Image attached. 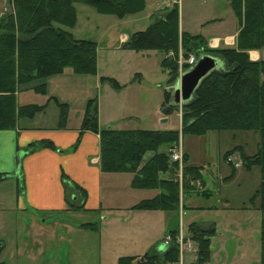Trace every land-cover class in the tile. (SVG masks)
<instances>
[{
    "label": "trees",
    "instance_id": "1",
    "mask_svg": "<svg viewBox=\"0 0 264 264\" xmlns=\"http://www.w3.org/2000/svg\"><path fill=\"white\" fill-rule=\"evenodd\" d=\"M239 24L234 48H210L200 35H190L179 29V9L176 4L162 10L143 31L131 34L121 48L134 52L156 51L163 57L162 71L167 75V89L161 112L169 116L178 112L172 105L170 88L178 76V51L184 59L201 52L216 58L221 67L206 76L192 98L181 106L180 130H113L100 129L95 99L86 104L80 126L81 135L92 132L99 137V169L102 173H129L131 187L136 190H157L158 194L131 207L135 211H162L178 214L184 210L182 200L188 191L201 198L211 193L201 190V168L187 164L183 154L181 183L178 164L171 153L184 136L201 137L208 132H254L259 137L256 151L246 155L242 147H234L223 154V161L231 173L224 181H231L236 173L235 164L251 171L259 168L260 182L250 198L260 213L259 264H264V61H252L249 51L264 50V0H227ZM13 12L0 18V131L13 130L20 117H31L45 107L17 105V94L27 90L44 94V80L70 69L78 75L96 76L97 45L89 40H76L66 29L76 25L74 5L92 8L99 15L123 19L139 14L146 0H12ZM169 54H173L171 57ZM199 56H196V60ZM184 70L189 67L183 65ZM134 76V80L136 79ZM101 84L120 90L116 80L101 77ZM61 119L67 116V106L60 104ZM78 142L72 147L75 150ZM38 148L55 150L48 141L28 145L18 150L22 158ZM238 154L239 161H228ZM18 164L20 159L17 157ZM18 173L19 190L23 191V176ZM6 175L0 174V182ZM69 211H84L86 191L61 176ZM196 183L200 184L197 187ZM203 186V185H202ZM199 210H202L200 208ZM83 229L95 230V224H82ZM214 225L201 227L191 223L186 228L183 243L195 246L193 264H210L211 239ZM171 242L164 251L141 257H122L117 264H179L180 251L176 243L178 228L168 232ZM0 264H4L0 262Z\"/></svg>",
    "mask_w": 264,
    "mask_h": 264
},
{
    "label": "crops",
    "instance_id": "2",
    "mask_svg": "<svg viewBox=\"0 0 264 264\" xmlns=\"http://www.w3.org/2000/svg\"><path fill=\"white\" fill-rule=\"evenodd\" d=\"M201 3L202 6H204V10L206 9L203 11L205 13L208 12V15L217 11L216 1L207 0L206 2V0H202ZM160 12L161 11H155L150 18ZM230 12L229 16H231L232 20L225 22L226 16L216 18L219 20L217 25H220L221 27L213 29V31L209 33V36L207 35L205 37L204 34L206 33L204 31L211 27L208 26V22H213L212 20L208 22L199 20L196 21V23H193L192 20L188 22L189 30H186L184 28L183 19L179 14V29L181 32H187L190 35L202 36L210 48H219L218 46H220V41L222 39L224 40V47L234 48L235 39L239 31V24L231 8ZM213 26L214 25H212V27ZM127 38V36L121 38L120 42L122 45ZM213 42H215V44H213ZM117 50L122 52L124 56H134L132 54L134 51L123 50L121 47ZM152 52L154 53L156 51ZM148 54L147 56L150 57V53ZM248 55L252 61L263 60L264 50L249 51ZM162 57L163 56L161 55L158 61L159 70L161 72H163L160 67ZM141 61L142 62L138 65L137 70L129 72L127 78L128 82L126 84H121L122 82H120L118 78V75L122 76V73H118L117 76L116 74H110V78L115 79L118 84L122 86L120 90L116 91L117 93H124L128 90L138 93L144 88V85L146 84V72L144 70L145 58L142 57ZM96 64L97 78L99 76V64L97 58ZM120 67L122 72H124L125 68L127 70L129 69L127 63L121 64ZM135 75L137 76L134 80ZM88 78L89 76L78 75L70 69H65L62 74L44 80V94L36 93L33 90H27L17 94L16 100L18 106L35 105L45 108L37 111L35 115L31 117L24 116L18 118L13 130L0 131V174L6 175L4 180L0 182V189L9 181L15 182L16 186L17 184L19 185V170L17 171V169L21 170L23 176L22 196H10V200L15 199L12 206L11 201L7 200V198L0 193V219L3 218L6 210H16V212H27L28 210H32V213L38 216L43 214H49L48 216H51L52 213H68L69 210L66 205L65 192L61 182V176L65 175L73 183L86 191L87 198L85 201V209L87 211L79 212L91 213L99 211L102 215L101 222L99 225L96 224L95 230L83 229L80 227L82 224L76 226L63 225L65 226L67 233L73 231H92L99 236V264H101L103 260L110 262V264H117L118 259L122 257H141L146 253H158V249L164 236L173 229V225H175L176 222H178V229L182 226L183 237L186 235L187 226L191 223H197L201 227L209 225L215 226L216 233L211 239L210 264H225L222 260L219 261L216 254L217 252H222L224 250L223 245L225 244H222V240H224L226 235L241 237V239L237 238L238 242L236 245V251L240 252L241 250H244V247L250 240L249 237L251 234L254 236H256V234L259 235V231L257 230V225H259V223H257V217L255 215L258 211L253 207L255 205H252V208L243 207L239 211H229L228 207H226L228 199L219 196L221 188L225 185H229L238 177L239 166L236 167L234 178L231 181L226 182L224 179L229 176L231 170L224 162L228 166L229 171L225 176L219 178V184L216 190H207L211 193L209 198H202L207 202L215 198L219 202V206H196L193 204V200L195 196H199L193 191H188L182 200L184 210H179L178 214L175 212L131 210V207L141 200L150 199L156 196L158 191L133 189L131 187V181L133 178L132 174L102 173L100 171L98 135L92 132H84L81 135L79 134L86 104L89 100L93 99L91 98L92 90L90 79ZM95 86L96 83L92 87ZM129 92L130 91H128V93ZM19 101H21V103ZM60 104L66 105L68 109L64 121L61 119L62 109L59 107ZM120 107L123 108V106ZM96 108L98 126L100 129H111L113 123H117V125L124 124L123 121L126 118L121 116L108 122L106 126H103L101 124L100 106L97 102ZM155 114V122L157 124L167 123L171 117L170 115L164 116L161 112V108L156 110ZM177 115L179 117V127L177 129L171 127L169 129L180 130L181 115L179 111L177 112ZM163 119H165L166 122H162ZM156 130L167 129L159 128ZM233 138H235L234 135ZM42 141L50 142L55 150L38 148L34 152L21 158L19 162L20 164H18V150L24 149L31 144L41 143ZM77 141L79 142L76 149L72 150V147ZM237 146L242 147L240 145H234L225 152ZM183 151L187 157L188 165L201 168L191 149L183 148ZM233 158L234 160L236 159L239 161L238 154L233 155ZM198 185L200 186L198 183L195 186L197 187ZM202 185L200 187L201 190H206L204 181ZM200 208H202V210H199ZM235 215L243 217H241L242 219L238 217L235 225H233L232 223L234 222L233 218L236 217ZM224 218L228 219L230 224L224 223ZM52 222L54 223V221ZM179 222H182L181 225H179ZM41 223L42 224L37 225L35 222H29V225H31V227L37 225L39 230L42 229L43 226L47 227L48 225L46 224L45 219H43ZM44 232L45 231H39L34 233L38 238L42 237L41 240H35L37 248L43 246L45 240H47L43 235ZM78 237H82L81 233L78 234ZM215 241L218 242V246L214 250L213 243ZM18 244L19 243L17 242L16 252H22V250H24L22 246L25 245V243L20 245V247H18ZM185 244L188 246L185 253L186 256L183 255V252L181 253L179 264H185V260L186 264H193L196 260V248L189 241ZM3 245L0 247V255L4 252H2V250L6 249H4ZM29 245L30 244L26 243V246ZM247 252H249V248ZM4 256L5 255L2 256L0 262L6 264V262L2 260ZM233 259L235 260V258Z\"/></svg>",
    "mask_w": 264,
    "mask_h": 264
},
{
    "label": "rangeland",
    "instance_id": "3",
    "mask_svg": "<svg viewBox=\"0 0 264 264\" xmlns=\"http://www.w3.org/2000/svg\"><path fill=\"white\" fill-rule=\"evenodd\" d=\"M11 1L12 0H0V18L12 14L14 9ZM201 1L202 0H146V7L143 12L126 16L123 19H118L114 16L99 15L92 8L81 4L74 5L77 16L76 25L74 28L66 30L76 39L89 40L97 45L99 76L97 78L96 76H89L88 79H90L92 90L91 98L95 99L100 106L101 124L103 126H106L108 122L115 118L122 116L126 118L123 121L124 124L117 125V123H113L111 129L156 130L164 128L172 130L169 128L175 127L177 129L179 127L177 112L170 115L171 117L167 123L157 124L155 122V111L161 108L164 101V92L168 85L167 75L159 70L158 61L161 54L159 52L153 53L152 51H143L139 53L133 52V57H127L117 49H120L122 45L120 40L123 36L129 37L135 32L145 30L147 26L153 22L154 17H150L155 11H162L166 8H170L174 4L178 6L179 14L183 19L184 28L186 30H189L188 22L192 20L193 23L199 20L204 22L213 21L208 22V26L211 27L204 31L206 33L204 34L205 37L207 35L209 36V33L213 31V29L221 27L217 25L219 20L216 18L226 16L225 22L232 20L231 16H229L231 12L227 0H212L217 3V11L210 13V15H208V12H204L206 9L204 10ZM212 25L214 26L212 27ZM223 41V39L220 41L219 48H221V46L224 47ZM213 44H215V42H213ZM179 51L181 52V50ZM148 53H150V57L147 56ZM200 55L203 54L199 52L198 55L190 54L189 57L196 58V56ZM142 57L145 58L144 70L146 72V84L138 93L128 90L130 91L129 93L127 91L119 94L116 92L117 90L112 89L108 84H101L99 82L100 77L110 78V74H116L117 76L118 73H122V76L118 75V78L120 82H122L121 84H126L128 82L127 78L129 72L137 70L138 65L142 62ZM178 59L179 57L177 60ZM126 63L129 69L127 70L125 68L124 72H122L120 65ZM182 71V67L178 66V74ZM95 83L96 86L92 87ZM174 86L175 84L170 88L172 92V105L177 106L180 113L181 106L175 102ZM19 102L21 103V101ZM120 106H123V108ZM233 135L235 138H233ZM182 142L183 148H189L193 151L198 164L201 166V174L205 189L214 191L218 188L219 178L225 176L229 171L228 166L223 161L224 152L234 145H240L246 155H253L256 151L259 137L254 132L222 131L209 132L200 138L184 136L179 142L181 147ZM17 155L18 159L21 160L23 155L22 152ZM229 159L230 161L234 160V158ZM236 162L238 161L236 160ZM259 182V168L256 167L251 171H246L240 167V169H238V177L229 185L223 186L219 196L228 199L226 207H228L229 211H239L243 207L252 208L250 198L257 190ZM0 193L5 196L7 200L11 201V206L13 202H15V199L10 200V196H22L19 185L17 184L16 186L13 181H9L3 185L0 189ZM193 204L196 206H219V202L215 198L207 202L205 199L196 196L194 197ZM255 205H257V202H255ZM179 210H182L181 207H179ZM256 213L257 223H259L260 213ZM48 215L49 214H43L38 216L32 213V210H28L27 212L6 210L3 218L0 219V245L4 244V249L6 248L2 250V252H4L0 255V261L2 256L5 255L2 260L6 262V264H99V236L92 231H73L67 233L65 226H63H76L87 223L99 225L102 219V215L99 211L91 213L69 211L68 213H52L51 216ZM237 215L233 218V225H235L238 217H243ZM43 219L46 220V224L49 225V228L47 225V227L43 226V228L39 230L37 225L42 224L41 222ZM52 221H54V223ZM29 222H35L37 225L31 227ZM223 222L230 224V221L226 218H224ZM181 223L179 222V225H181ZM177 228L178 222L173 225L172 230ZM257 230L259 231V225H257ZM39 231H45L43 235L47 240H45L43 246L37 248L35 240H41L42 237L38 238L34 233ZM80 233L82 236L81 238L78 237ZM237 238L241 239V237L236 236L226 235L224 237V240H222V244H225L223 245L224 250L216 254L219 261L222 260L225 264H259L258 234H256V236L251 234L249 237V244L247 243L244 250L240 252L236 251ZM17 242L19 243L18 247L25 243V245H23L24 247L22 246V248H24L22 252H16ZM26 243L30 245L26 246ZM217 243V241L213 243L214 250L218 246ZM248 248L249 252H247ZM187 249V244H183L182 252L184 256H186L185 253ZM233 258H235V260ZM101 264H110V262L103 260Z\"/></svg>",
    "mask_w": 264,
    "mask_h": 264
},
{
    "label": "water",
    "instance_id": "4",
    "mask_svg": "<svg viewBox=\"0 0 264 264\" xmlns=\"http://www.w3.org/2000/svg\"><path fill=\"white\" fill-rule=\"evenodd\" d=\"M219 66L220 63L216 58L205 55L198 57L196 63L181 76L180 81L174 86L175 102L177 104L188 102L201 81ZM162 122L166 120L163 119ZM165 248L160 245L158 252L164 251Z\"/></svg>",
    "mask_w": 264,
    "mask_h": 264
},
{
    "label": "built area",
    "instance_id": "5",
    "mask_svg": "<svg viewBox=\"0 0 264 264\" xmlns=\"http://www.w3.org/2000/svg\"><path fill=\"white\" fill-rule=\"evenodd\" d=\"M169 56H172V54H169ZM179 59L178 61V66H181L183 69V65L186 64L189 67L193 66L196 62V58L194 57H189L187 59L182 58V53L179 51L178 54ZM186 71L183 69V71L178 74L177 82L180 81L181 76L185 73ZM171 160L173 162H176L178 164V170L181 172L183 169V151L181 145H179L176 149H174L171 153ZM230 161V159H228ZM240 166V163L235 164V167ZM171 242V236L169 234H166L162 240V245L164 247H168ZM176 243L179 247L180 253H182V247H183V235H182V229L179 227L178 229V236L176 238Z\"/></svg>",
    "mask_w": 264,
    "mask_h": 264
},
{
    "label": "bare ground",
    "instance_id": "6",
    "mask_svg": "<svg viewBox=\"0 0 264 264\" xmlns=\"http://www.w3.org/2000/svg\"><path fill=\"white\" fill-rule=\"evenodd\" d=\"M200 56H204V55H200ZM200 56H199V57H200ZM205 56H207V55H205ZM196 61H197V60H196ZM195 63H196V62H195ZM187 66H188V65H187ZM188 67H189V66H188ZM191 67H192V66H191ZM191 67H189V69H190ZM189 69H188V70H189ZM188 70H186V72H187ZM180 73H181V72H180ZM180 73H179V74H180ZM180 75H181V74H180ZM182 105H183V104H179V106H182ZM178 173H179L178 175H179V179H180V183H181V172L178 170ZM179 251H180V250H179ZM180 256H181V253H180Z\"/></svg>",
    "mask_w": 264,
    "mask_h": 264
}]
</instances>
